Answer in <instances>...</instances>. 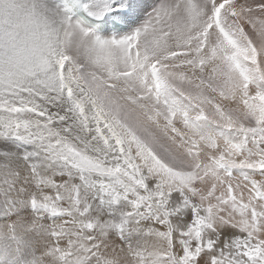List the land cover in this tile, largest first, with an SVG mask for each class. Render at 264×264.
<instances>
[{
	"label": "snow or ice",
	"instance_id": "snow-or-ice-1",
	"mask_svg": "<svg viewBox=\"0 0 264 264\" xmlns=\"http://www.w3.org/2000/svg\"><path fill=\"white\" fill-rule=\"evenodd\" d=\"M0 264H264V0H0Z\"/></svg>",
	"mask_w": 264,
	"mask_h": 264
}]
</instances>
